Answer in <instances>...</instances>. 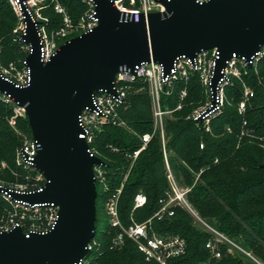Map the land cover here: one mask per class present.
I'll return each instance as SVG.
<instances>
[{
    "label": "water",
    "instance_id": "95a60500",
    "mask_svg": "<svg viewBox=\"0 0 264 264\" xmlns=\"http://www.w3.org/2000/svg\"><path fill=\"white\" fill-rule=\"evenodd\" d=\"M93 1L99 24L63 42L46 63L39 21L23 6L30 83L17 85L0 72V93L24 107L39 145L34 164L46 183L29 192L0 186V193L30 204L53 202L59 217L44 233L27 235L18 226L0 231V264H74L88 255L97 219L94 166L104 161L80 137V115L94 107L99 90L115 93L120 66L154 60L168 73L179 56L217 49L215 92L227 60L234 54L250 59L264 46V0H157L165 9L147 15L122 12L112 0Z\"/></svg>",
    "mask_w": 264,
    "mask_h": 264
},
{
    "label": "trees",
    "instance_id": "16d2710c",
    "mask_svg": "<svg viewBox=\"0 0 264 264\" xmlns=\"http://www.w3.org/2000/svg\"><path fill=\"white\" fill-rule=\"evenodd\" d=\"M60 1L74 19H77L86 6L82 0ZM12 13L7 0H0V38L6 46L9 42L7 35L14 21ZM44 15L50 19V28L61 26L60 16L51 9L45 10ZM18 50L17 46H7V50L0 53V61L7 63L22 56ZM253 67L249 66L248 73L243 77L254 89L251 105L246 103L245 127L255 135L264 137V90L259 84L261 78H264V56L257 63L258 73ZM175 83L173 95L162 99L163 108L169 106L170 109H175L180 100L179 91L185 86L189 88L188 105L175 111L178 117L176 120H168L166 147L193 170L205 168L201 174L203 185L195 186L189 199L203 218L264 261V149L256 143H250L249 138L244 136L243 145L236 147L243 128V116L236 105L242 97V82L234 79L226 87L234 105L227 106L220 116L213 119L212 134L195 121L185 118L193 105L203 98V85L199 75L193 73L189 81L177 80ZM142 85L140 81L133 84L127 104L120 109V116L127 127L107 123L95 135L93 145L105 161L106 181L96 182V232L91 240L92 243L96 241V245L88 256L91 259L89 264H157L147 261L131 239H126L121 247H112L113 238L119 229L110 225L106 211L110 196L123 185L118 199L121 222L124 225H129L133 220L143 222L160 208V198L168 188L163 146L158 135L139 153L128 178L124 179L131 162L127 154L139 149L142 145L141 136L151 132L153 128L151 96L147 85ZM12 109V103L0 99V121ZM18 120L26 127L28 135L32 136L28 117H19ZM227 127H230L231 132H228ZM202 142L204 147L200 148ZM18 143L20 144L12 131L0 127V163L5 160L10 166L13 165L14 150ZM173 158L175 165L176 158ZM175 168L185 174L188 184H192L193 176L183 164L178 163ZM0 177L14 179L9 170L0 169ZM141 191L146 195V203L134 209L136 194ZM6 204L0 193V214ZM152 230L157 233L179 234L186 239V254L173 260V264H253L229 253L227 244L224 243H220L222 256L214 257L206 246L211 234L197 230L192 224L191 216L179 207L174 209L173 215L162 219L154 218Z\"/></svg>",
    "mask_w": 264,
    "mask_h": 264
},
{
    "label": "built area",
    "instance_id": "2783aa9c",
    "mask_svg": "<svg viewBox=\"0 0 264 264\" xmlns=\"http://www.w3.org/2000/svg\"><path fill=\"white\" fill-rule=\"evenodd\" d=\"M9 1L21 19V27L19 30V38L21 40L22 34L26 33L23 6L28 8L34 20L38 19L32 10L30 0ZM82 1L87 5V10L78 23H74L70 16H65L60 27L54 29L51 33H47L38 20L42 45L41 60L44 63L51 60L63 42L82 33L91 31L99 24L94 1ZM112 1L120 11L131 12L135 15H139L141 13L147 15L152 11L165 9L164 5L157 0H141L140 5L125 3L123 0ZM17 5L19 6L21 12L20 14L17 11ZM25 50L27 56L32 51L30 44L25 43ZM26 56L22 62L21 71H17L13 74L12 70H16L14 65H11L9 69L0 67L2 75L7 79L14 81L17 85H28L30 83V70L26 63ZM263 56V47L250 59L245 56L234 54L229 60H227L226 66L222 70V77L216 86L215 92L213 91L211 85L215 73L216 60L219 58V52L217 49H203L197 52L194 58H190L186 55L179 56L174 61L173 67L168 73L165 72L163 64L155 62L154 60H151L150 62H141L134 68H131L126 64L122 65L115 77V93L103 89L99 90L93 95L94 107L87 108L81 113L80 124L83 127V132L80 134V137L84 138L89 144L90 154L100 157L98 155L99 152L97 148L93 145L96 132L101 131L107 123L121 126L126 125V122L120 116V109L127 104L128 95L133 88V84L137 81H140L143 84L142 87L147 85L151 95L156 127L159 128L160 131H164L163 120L168 111L162 106V95L167 92L166 90L169 89L175 81L189 78V75L193 73H197L199 75L201 84L208 91L209 100L207 105L198 110L191 118L195 121H199V118L202 117V120L199 122L207 124V130H210V122L223 111L225 104V89L230 84L232 78L239 77L241 75V68L256 66L258 61ZM253 96L254 90L245 86V97L241 101L239 107L241 112L246 110V103ZM0 99L6 103H12L16 112L26 115L24 107H19L9 95L0 93ZM180 107L181 106H178V108ZM246 123L247 122L244 121V124ZM151 139L152 135L150 133H145L142 137V146L133 153L127 154V156L135 161L139 153L146 147ZM38 149V142L33 138V136L24 135L21 145L17 149L16 163L18 166L22 167L27 174L24 176L23 182L21 183L6 185L5 183L0 182V186L7 187L18 192L42 190L46 183V179L34 164V159L37 155ZM113 149L117 150V148ZM164 150L166 153L165 147ZM94 173L96 182L99 181L100 183H104L106 181L105 161L104 164L94 166ZM168 178L169 187L160 198V208L152 217L143 222L133 220L129 225H124L121 222L118 199L123 185L117 190V192L110 196L106 204V211L109 216L110 225L119 229L117 235L113 238L112 247H121L126 239H131L137 244L139 251L144 254L147 261H153L157 264H173V260L186 254L187 241L184 237L179 234L157 233L152 230V221L154 218L162 219L167 215H173V206L175 204H181L185 201L186 192L178 185L175 177L170 174L168 175ZM1 194L4 199L20 207L22 212L18 215L17 219H13L9 226L0 229V231L10 230L12 227L18 226L22 228L27 235H29L33 232H47L55 226L59 217V206L55 203L41 202L30 204L25 201L14 200L8 192H2ZM146 200L147 198L144 192L141 191L137 193L135 197L134 209L143 206L146 203ZM217 234L221 237L219 239L224 242L226 237L219 232H217ZM94 245H96V241L93 243L90 242L88 245V255L81 259L78 263L74 264H89L91 259L88 256L93 250ZM206 246L211 250L214 257H221V251L215 248V245L211 240L207 242ZM202 264H209V262H203Z\"/></svg>",
    "mask_w": 264,
    "mask_h": 264
},
{
    "label": "rangeland",
    "instance_id": "374dc122",
    "mask_svg": "<svg viewBox=\"0 0 264 264\" xmlns=\"http://www.w3.org/2000/svg\"><path fill=\"white\" fill-rule=\"evenodd\" d=\"M30 1L32 4V10H33L34 14L36 15V18L40 21V25L46 30L47 33H51L55 28L49 27L48 24L50 22V19H49V17H45V15H44L45 10L51 9V11H54L57 15L60 16L61 22H63V19L65 16H70L74 23H78L81 20V17L85 13V11L87 10V5H86L84 7L83 11L78 15L77 19H74L71 16V14L69 13L68 8H66L65 5L60 0H30ZM123 1L125 3H130V4L133 3L135 5H140V2H141V0H123ZM7 2H8V5L10 6V9L13 12L12 14L14 17L13 26L10 28V32L7 35V40H9L7 46H17L19 49L18 51L22 54V56L15 58V59H12L7 63H2L0 61V67L9 69L11 67V65H14L16 67V70H12V73L15 74L17 71H21V69H22L21 68L22 62L25 58V56H23V55H24V53H26V50H25V42L21 41L19 38L21 19L17 15L15 10L13 9L10 1L7 0ZM0 16H1V14H0ZM7 46L4 45V43H2V38H0V53H2L3 51H6ZM253 70L258 73L259 69H258L257 65L253 67ZM247 73H248V67L247 68H241V75L239 77H233L232 78V80L237 79L240 82H242V92H241L242 97L236 103V105H238V108L240 107L241 101L245 97V86L249 87L250 89H253L252 86H250L248 83H246L243 80L244 75H246ZM192 76H193V74H190L189 78L179 79V80L189 81V79ZM232 80H231L229 85L232 84ZM259 84L262 86V89L264 90V78L263 79L261 78V81ZM138 89H139V87H138ZM188 89L189 88L187 86L182 87L180 89V91H179L180 100H179V103L175 109H170L169 106L164 108L165 110L168 111L166 116L164 117V120H163L164 131H160L159 128L156 127L154 114H153L154 113L153 105H152V100H151V110H152V116H153V128H152L151 132H147V133H150L152 135V139L156 135H158L159 138L161 139L162 146H163V153H164L165 174H166V177L168 180V187H169L168 175L172 174L175 177V180L177 181L178 185L186 192L185 201L181 204H175L173 206V208L175 209L176 207H179V208L187 211V213L191 216L193 226L197 230L210 233L211 238L209 239V241L211 240L214 243L215 248H217L218 250L221 251V256H222V249L220 247V243H222V244L224 243V244H227V248H228L227 251L229 253L234 254L238 257H241L246 262H251L253 264H264V261L261 258H259L258 256H256L251 250L245 249L240 243L236 242L235 240L230 238L228 235H226L225 233L218 230L214 225H212L209 221H207L205 218H203L199 214L197 209L191 203V201L189 199V194L192 192V190L195 186L203 185L202 180H201V174L205 170V168H202L199 171L193 170L184 160L180 159L179 157L176 158L177 156L173 153V151L167 149V147H166L167 139H168L167 138L168 137L167 122H168V120H176L178 117L175 114V111L177 109L181 110L182 108H186V106L188 105V103H187ZM175 90H176V83H174L169 89L166 90L167 92L162 95V99L164 96H166V97L172 96L173 92ZM202 93H203V98L197 104L193 105V107L191 108L189 113L186 115V117H185L186 119L193 120L191 117L198 110H200L201 108H203L204 106L207 105L208 100H209V94H208L207 89L204 86L202 88ZM149 94H150V92H149ZM251 103H252V100L247 101V105L250 106ZM232 105H234L233 99L229 97L228 91L226 88L225 89V104H224L223 110L227 106H232ZM178 106H181V107L178 108ZM222 113H223V111H222ZM222 113H220L218 116H220ZM239 113L243 116V128H242V132L240 134V137L238 138V142L236 144V147L238 148V147H241L243 145L242 137L244 136V137L249 138L248 140L250 143H256L259 145V147L264 149V137H262V136L259 137V136L255 135L252 132V130L247 129L245 127L247 125V123L244 124V121L247 122L246 110L241 112L240 108H239ZM23 116H26V115H23L19 112H16L13 108L9 112V114L5 115L4 117H1V121H0V127L1 128H7L8 130L12 131L13 134L17 137L18 141L20 142V144L18 143V145L16 146V148L14 150L13 165L10 166V164L5 160H2L0 163V169L2 171L3 170H9L14 176L13 180H7V179L0 177V182L5 183L6 185H15V184L23 182L24 176L27 174V172L24 169L20 168L18 166V164L16 163L17 149L21 145V142H22L24 135H28L26 127L24 125H22L21 122L18 120L19 117H23ZM218 116H216V117H218ZM215 118H213V119H215ZM193 121H195V120H193ZM212 121L209 124L210 130H207V124H205L203 122H199V121H195V122L198 125H201V127L204 128L205 131H208L212 134V126H213ZM124 126L127 127V125H124ZM227 130H228V132H231L230 127H227ZM143 135L141 136V139H142ZM142 144H143V141H142ZM147 146H148V144L146 145V147L144 149H146ZM164 147L166 148V153H165ZM203 147H204V143L202 142L200 144V148H203ZM166 155H167L168 162L166 160ZM173 157L176 159H174ZM172 158L175 160V165H177L178 163L183 164L185 166V168L188 169V171L192 174V176H193L192 184L187 183V180L185 178V174L182 171L176 170L175 165L172 162ZM217 161H218V159L215 160V162H217ZM134 163H135V161H133L131 159L128 172H130L129 170H130L132 164L134 165ZM128 172L126 173L125 178H128V175H129ZM2 197H3V195H2ZM6 203L7 204H6V207L3 209V213L0 214V229L4 228L6 226H9L11 224V222L13 221V219H17L18 215H20L22 212V209L20 207L16 206L15 204H13L7 200H6ZM216 231L219 232L220 234H222L224 237H226L224 242H223V240L219 239L221 237L217 234ZM170 234H172V233H170ZM212 255H213V253H212Z\"/></svg>",
    "mask_w": 264,
    "mask_h": 264
},
{
    "label": "bare ground",
    "instance_id": "6f19581e",
    "mask_svg": "<svg viewBox=\"0 0 264 264\" xmlns=\"http://www.w3.org/2000/svg\"><path fill=\"white\" fill-rule=\"evenodd\" d=\"M17 11L19 14L21 13L18 5H17Z\"/></svg>",
    "mask_w": 264,
    "mask_h": 264
}]
</instances>
